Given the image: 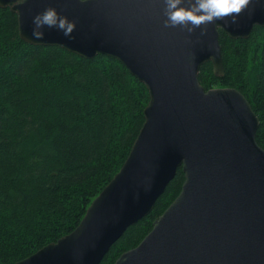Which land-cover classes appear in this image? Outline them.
Returning a JSON list of instances; mask_svg holds the SVG:
<instances>
[{
  "label": "water",
  "instance_id": "1",
  "mask_svg": "<svg viewBox=\"0 0 264 264\" xmlns=\"http://www.w3.org/2000/svg\"><path fill=\"white\" fill-rule=\"evenodd\" d=\"M48 6L76 21L73 38L55 28H45L42 39L32 35L33 16ZM0 8L16 14L25 43L114 58L149 96L128 156L79 225L14 264H99L153 210L178 168L184 181L177 197L113 264H264L259 118L237 89L205 90L198 77L208 62L214 76L224 75L220 30L249 38L264 27V0H253L236 23L201 26L204 34L165 27L160 0H0Z\"/></svg>",
  "mask_w": 264,
  "mask_h": 264
},
{
  "label": "trees",
  "instance_id": "2",
  "mask_svg": "<svg viewBox=\"0 0 264 264\" xmlns=\"http://www.w3.org/2000/svg\"><path fill=\"white\" fill-rule=\"evenodd\" d=\"M224 75L210 62L200 84L241 92L260 124L264 149V27L247 39L220 30ZM144 84L118 60L82 58L25 43L17 16L0 8V264H14L72 232L118 173L144 122ZM178 168L153 210L110 247L113 264L149 233L181 190Z\"/></svg>",
  "mask_w": 264,
  "mask_h": 264
},
{
  "label": "clouds",
  "instance_id": "3",
  "mask_svg": "<svg viewBox=\"0 0 264 264\" xmlns=\"http://www.w3.org/2000/svg\"><path fill=\"white\" fill-rule=\"evenodd\" d=\"M163 7L164 26L180 27L188 33L201 28V33L206 32L201 26L215 23L217 20L230 18L232 23L238 22L240 14L253 4V0H160ZM16 4H23L24 0H15ZM85 4L86 0H80ZM32 35L42 39L44 29L55 28L64 36L73 38L76 21L62 15L55 7L48 6L32 18Z\"/></svg>",
  "mask_w": 264,
  "mask_h": 264
}]
</instances>
